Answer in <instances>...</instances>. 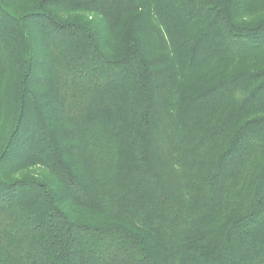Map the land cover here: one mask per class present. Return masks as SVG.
<instances>
[{
  "label": "trees",
  "instance_id": "16d2710c",
  "mask_svg": "<svg viewBox=\"0 0 264 264\" xmlns=\"http://www.w3.org/2000/svg\"><path fill=\"white\" fill-rule=\"evenodd\" d=\"M0 139V264H264V0H0Z\"/></svg>",
  "mask_w": 264,
  "mask_h": 264
},
{
  "label": "rangeland",
  "instance_id": "374dc122",
  "mask_svg": "<svg viewBox=\"0 0 264 264\" xmlns=\"http://www.w3.org/2000/svg\"><path fill=\"white\" fill-rule=\"evenodd\" d=\"M2 136H5V134H3ZM0 140H2V139H0ZM36 171H38V170H36ZM42 173H43V171H42Z\"/></svg>",
  "mask_w": 264,
  "mask_h": 264
}]
</instances>
